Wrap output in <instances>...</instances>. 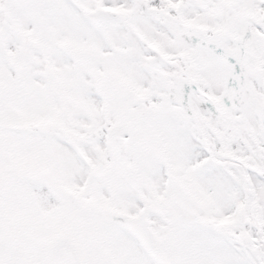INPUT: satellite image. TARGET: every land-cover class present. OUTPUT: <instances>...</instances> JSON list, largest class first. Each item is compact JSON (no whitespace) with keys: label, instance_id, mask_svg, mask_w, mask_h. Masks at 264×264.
I'll return each instance as SVG.
<instances>
[{"label":"snow or ice","instance_id":"1","mask_svg":"<svg viewBox=\"0 0 264 264\" xmlns=\"http://www.w3.org/2000/svg\"><path fill=\"white\" fill-rule=\"evenodd\" d=\"M0 264H264V0H0Z\"/></svg>","mask_w":264,"mask_h":264}]
</instances>
